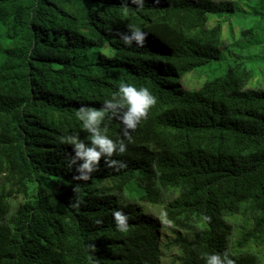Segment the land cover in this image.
Masks as SVG:
<instances>
[{"label":"trees","instance_id":"trees-1","mask_svg":"<svg viewBox=\"0 0 264 264\" xmlns=\"http://www.w3.org/2000/svg\"><path fill=\"white\" fill-rule=\"evenodd\" d=\"M215 18H237L235 46L262 49L251 60H264V0H0V264H160L158 220L137 200L163 205L189 230L172 242L178 264L225 251L235 264L257 263L232 251L229 219L253 222L240 246L264 241V90L247 88L243 62L199 88L183 85L225 58ZM130 28L147 34L142 47L121 40ZM122 80L157 103L131 141L108 114L101 128L127 146L111 159L127 167L102 158L77 180L62 141L90 144L76 112L101 109ZM116 210L129 231H118Z\"/></svg>","mask_w":264,"mask_h":264},{"label":"clouds","instance_id":"clouds-1","mask_svg":"<svg viewBox=\"0 0 264 264\" xmlns=\"http://www.w3.org/2000/svg\"><path fill=\"white\" fill-rule=\"evenodd\" d=\"M138 8H142L144 0H131ZM158 2V0H157ZM120 38L124 44L131 46L133 43L143 46L147 34L139 28H130L128 33H120ZM157 103V98L148 88L125 83L123 80L119 84V90L113 94L111 99L104 102L101 109L81 107L77 112V118L83 122V128L90 134V144H86L79 136H68L62 142L73 146L75 155L69 162V167L76 165L75 177L77 180L87 181L91 173L96 171L102 158L108 167L117 170L127 167L123 161L111 159L115 154H123L126 151L124 140L114 141L107 135V127L101 128V124L108 114L118 117L124 125L125 136L131 141L130 131H135L139 123L146 119L151 108ZM124 110L121 112V110ZM75 191V189H74ZM114 221L120 232L129 231L128 216L120 210L113 212ZM97 224L102 221L97 220ZM94 247V246H93ZM206 264H235L230 258L229 252L205 254Z\"/></svg>","mask_w":264,"mask_h":264},{"label":"rangeland","instance_id":"rangeland-1","mask_svg":"<svg viewBox=\"0 0 264 264\" xmlns=\"http://www.w3.org/2000/svg\"><path fill=\"white\" fill-rule=\"evenodd\" d=\"M217 21L222 22L221 24L223 26V53L225 58L221 62L213 63L210 68H203L186 75L183 79L184 87L189 90L199 88L205 81L222 76L227 67L232 66L233 63L243 62L244 66L251 71L253 75L247 88L264 90V60L261 58L251 60V58L259 56L260 52L263 50L256 47L249 50H241L235 46V44L239 43L241 40L240 29L242 27L241 23L237 21V18L228 21H223L222 18H215L211 20V25L214 26ZM240 57L245 59H241ZM206 71H208V73ZM177 197L178 192L175 190L167 191L165 193L166 203ZM137 202L143 210H146L158 220L159 231L163 242V253L160 258V264H178L176 262V257L179 255V251L177 247L173 246L172 242L178 237V235H186L189 230L180 225H176L170 220L165 213V207L163 205H155L141 200H137ZM11 203L13 206H16V200L12 199ZM229 222L232 224V235L230 237L232 251L251 252L257 257L256 264H264V241L254 239L249 241L243 247L239 245V241L244 234L251 229L253 224L252 220L242 216H235L230 218ZM201 224L202 222H198V226Z\"/></svg>","mask_w":264,"mask_h":264}]
</instances>
